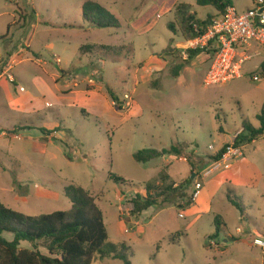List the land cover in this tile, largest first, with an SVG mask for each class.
<instances>
[{
	"label": "rangeland",
	"instance_id": "obj_1",
	"mask_svg": "<svg viewBox=\"0 0 264 264\" xmlns=\"http://www.w3.org/2000/svg\"><path fill=\"white\" fill-rule=\"evenodd\" d=\"M85 1L0 0V80L6 89V95L0 96L4 102L0 118L8 127L0 129L5 131L0 137V204L31 216L69 211L72 204L64 189L75 184L96 198L109 242H125L131 248L132 264H261L263 255L247 233L254 222H264V136L246 144L244 157L235 160L240 162L239 184H223L205 200L202 213L198 208L186 209L181 216L183 211L177 205L182 201H177L153 207L139 218L128 215L135 192L146 196L145 184L168 172V156L138 163L135 153L143 149L161 152L181 143L186 162H175L173 179L185 180L193 173L195 183L212 162L208 158L230 145L226 142L243 130L245 122L259 127L264 79L253 82L252 76L261 59L244 66L242 79L207 87L204 80L210 64L204 52L174 78L172 70L183 60L177 45L184 41L168 29L175 21V9L169 13L162 7L175 1L192 5L199 20L216 15L214 8L200 7L197 0H97L121 22V29L102 30L84 22ZM232 1L238 13L252 8L254 2ZM253 46L254 51L264 52L263 47ZM99 47L120 48V52L101 51ZM27 56H33L32 60H23ZM7 65L12 69L8 73ZM62 69L78 75V88L68 84V78L60 79L56 86L54 77ZM65 86L77 93H101L85 106L92 116L76 107L74 96L58 92ZM18 87L25 93H19ZM108 89L118 97L117 105L103 98ZM127 95L131 100L125 99ZM20 96L26 100L33 97L34 105L37 101V107L44 108L42 114L48 120L55 122L62 116L67 140H60L57 131L61 129L56 128L44 134L51 138L39 140L47 146L45 153L35 146L27 150L42 134L21 133V129L34 128L24 127L20 118H7L13 114L9 102ZM46 101L51 106L45 107ZM16 123L20 124L13 126ZM112 174L124 182L111 180ZM173 179L171 182L177 183ZM228 195L237 198L243 214ZM217 216L223 218L225 226L213 238ZM5 237L13 239L12 235ZM211 240L217 246H211ZM22 246L28 248L29 244ZM93 264L123 262L97 256Z\"/></svg>",
	"mask_w": 264,
	"mask_h": 264
},
{
	"label": "trees",
	"instance_id": "obj_2",
	"mask_svg": "<svg viewBox=\"0 0 264 264\" xmlns=\"http://www.w3.org/2000/svg\"><path fill=\"white\" fill-rule=\"evenodd\" d=\"M200 7H212L217 14L208 16L206 20L196 18L193 6L185 3L175 7L176 18L168 24L169 31L179 35L183 41L194 40L205 33L208 26L216 18L226 14L228 8L234 7L232 0H197ZM84 22L98 29H121L119 18L113 15L104 5L97 0L85 1L82 5ZM195 26L198 31L195 30ZM75 27V26H74ZM172 47V46H170ZM101 51L119 53L120 48L99 47ZM83 53V50H80ZM181 57L182 53L179 52ZM204 53L203 50H190L188 58L182 59L173 70V77L179 78L182 71L197 57ZM111 100L117 105L118 97L108 89ZM120 109V108H119ZM259 127L255 128L250 122H245L243 130L234 141L236 146H244L264 136V107L257 116ZM44 132V130H41ZM184 147L181 143L173 144L170 150L157 151L143 149L133 155L138 163H150L160 157L174 156L176 159L185 157ZM225 148L216 155L209 157L210 161L219 160ZM194 168V165H192ZM191 176L180 184L171 182L168 172H161L157 178L146 183V196L137 193L132 200V216L139 218L144 212L153 207H161L169 203L182 201L177 207L185 211L195 202L189 189L193 184ZM116 183L124 179L113 174L110 177ZM65 197L71 202L69 211H58L52 214L37 216L25 215L14 211L4 204H0V264H93L95 257L100 259L120 260L123 264H132L131 248L124 242L115 245L109 242V235L104 222V216L96 203V198L84 188L70 184L64 189ZM231 204L242 214L243 206L237 198L228 195ZM215 233L211 236L218 237L222 231L224 221L221 216L214 220ZM12 235L8 240L5 235ZM28 243L29 247L22 245Z\"/></svg>",
	"mask_w": 264,
	"mask_h": 264
},
{
	"label": "built area",
	"instance_id": "obj_3",
	"mask_svg": "<svg viewBox=\"0 0 264 264\" xmlns=\"http://www.w3.org/2000/svg\"><path fill=\"white\" fill-rule=\"evenodd\" d=\"M195 30L198 31L196 26ZM253 44L264 48V0H254L252 8L243 13H238L235 7L228 8L224 16L213 20L204 34L194 40L179 43L177 49L182 53L184 60L188 58L190 50L200 49L207 53L210 67L204 84L207 87H219L242 79L245 75L244 66L256 58H260L261 61L257 73L252 76V81L259 82L264 79V52L254 51ZM11 70L7 65L6 72ZM125 99L131 100L128 95ZM210 150L215 151V148L211 146ZM242 157L243 146H236L234 143L226 146L222 157L208 164L196 177L193 199L195 201L198 199L207 179L218 172L230 169L232 163ZM131 206L128 215L132 216V203ZM211 246H217L214 240H211ZM253 246L258 248L264 257V237H254Z\"/></svg>",
	"mask_w": 264,
	"mask_h": 264
},
{
	"label": "crops",
	"instance_id": "obj_4",
	"mask_svg": "<svg viewBox=\"0 0 264 264\" xmlns=\"http://www.w3.org/2000/svg\"><path fill=\"white\" fill-rule=\"evenodd\" d=\"M178 4H177V1H175L173 4H171V5H164V7H162V9L164 10V12H172L174 9H175V7L177 6ZM193 9H194V6H193ZM35 55H37L36 53H34ZM15 55V54H14ZM14 55H11V57H10V59L12 58H14ZM27 55H29V53L27 54ZM37 56H40V55H37ZM36 56V57H37ZM31 57H33V56H27L25 59H23V60H32V58ZM201 56H199L198 58H200ZM208 57V56H207ZM1 57H0V61H1ZM207 59H209V57L207 58ZM209 61V60H208ZM78 62H80V60H78ZM82 62H83V60H82ZM209 64H210V61L208 62ZM3 67V66H2ZM73 67V66H72ZM71 67V68H72ZM4 68V67H3ZM70 70V69H69ZM69 70H67V69H62L61 70V74L60 75H57V76H55L54 77V79H55V81H56V86L58 85V83H59V80L60 79H64V78H68V84H70L73 88H78L79 87V82H77L76 81V79H78V75L76 76V75H74V74H68V72H69ZM150 71H151V69L149 68L148 70H147V73H150ZM184 72V71H183ZM70 80H71V82H70ZM138 82L139 81H137V84H138ZM91 83L93 84V83H95L94 81H91ZM2 84V82H1V80H0V86H2V87H0V96L1 95H3V97L6 95V89H5V86H3V85H1ZM67 84V85H68ZM71 86H69V87H67V86H65V87H63L62 89L61 88H58L57 90H58V92L59 93H61V94H63L64 95V97H72V96H74L75 97V99H76V107H77V105H79L78 107H80L81 108V110H84V111H86V113H89L86 109H85V106H87V104L91 101V100H95L96 98H98V96L101 94V93H99V92H97V93H92L91 91H83V92H79V93H77V92H75V91H71L70 90V88H71ZM134 91H136V90H134ZM18 92L19 93H25V91L24 90H22V88H20V87H18ZM108 94V93H107ZM107 94H105V95H102L103 96V98H105L109 103H110V105L112 104V105H114V102L111 100V98H110V96H109V94L107 95ZM134 94H135V92H134ZM109 96V97H108ZM3 97L0 99V110H4V107H3ZM109 98H110V100H109ZM8 100V99H7ZM6 100V101H7ZM34 98L33 97H30V98H28L27 100L25 99V98H23V97H18L17 99H14V100H12V101H10L9 102V105H10V110H11V112H13V114L12 113H9L7 116V118H11L12 116H13V118H20V122L21 123H24V127H33L34 129H21L20 130V132L22 133V131H31V132H39V133H41L42 134V136L41 137H36V140L37 141H35L36 143H33L32 142V144H29V146H27V150H31L32 149V147H34L35 146V149L36 150H38V151H40V153L41 154H43V153H45L46 152V147L47 146H43L42 144H39V140H44V139H46L47 140V138H51L50 136H45V135H47V134H49V133H51V132H53L52 130H54V129H61L60 131H57V133H58V136H59V138H60V140H67V134L65 133V132H63L62 131V129H63V124H64V121L62 120V116H60V115H58L59 117H61V118H59V119H57V121H52V119L51 120H48V117H47V115L46 114H42L43 113V111H44V108H41V107H37V101H36V104L34 105ZM85 104V105H84ZM44 105H45V107H49V106H51L50 105V103L49 102H45L44 103ZM74 105V104H73ZM70 106H72V105H70ZM26 114V115H24V114ZM91 113H89V115H90ZM90 116H92V115H90ZM35 119H37L36 120V122L39 124V125H34V123H35ZM64 119V118H63ZM37 123H35V124H37ZM18 124H20V123H16V124H14L13 126H17ZM30 125V126H29ZM1 127H3L4 129H7L8 127H6V126H4V125H2V123H1V118H0V129H1ZM41 130H44V132L43 131H41ZM55 131V132H56ZM242 132V129H241V131H239V133H241ZM5 133V131H1L0 130V137L3 135ZM238 133V134H239ZM45 134V135H44ZM238 134H236L235 136H234V138L230 141V142H226L227 144H233L234 143V141H235V138L237 137V135ZM51 142H53V141H50L49 143H51ZM174 144V143H173ZM176 144V143H175ZM245 147V145L243 146V148ZM42 148V149H41ZM220 150H216V154L219 152ZM212 154V155H216V154ZM10 156H12L13 157V159L14 160H17V161H20V159L17 157V156H15V155H13L12 153H8ZM167 161V163L165 164V166L168 168V172H169V175L171 176V179H173V173H172V170H173V168L175 167L174 165H175V162L176 161H185L186 162V160L184 159V158H180V159H176L175 157H171V156H168V159L166 160ZM153 162V161H152ZM192 173V168L190 169V173H189V175ZM188 175V176H189ZM191 176V175H190ZM189 178V177H188ZM192 178H195V176H193ZM240 178H241V176H240V162H233L232 163V166H231V168L230 169H228V170H223V171H221L218 175H216V176H214L213 178H209L210 180L208 181V182H205V185H204V188H203V190H202V192H201V194H200V196L198 197V199L195 201V203L193 204V206H191L189 209H188V212H191V211H193L195 208H198V209H200V212L202 213L203 212V210H205L204 208H205V200L207 199V198H212L213 197V195L217 192V190L218 189H220V187L223 185V184H225V183H233V184H239V182H240ZM174 180V179H173ZM185 180H187V179H185ZM185 180H180V181H175V182H177L176 184L178 185V184H180V183H182V182H184ZM194 182V181H193ZM194 184V183H193ZM141 191L143 192L144 190H143V188L141 189ZM135 193H138V192H135ZM262 197L264 198V195H262ZM186 211V210H185ZM185 211H183V216H184V213H185ZM223 219V218H222ZM224 221V220H223ZM224 225H225V222H224ZM136 226L138 227V228H141V225H139L138 223H136ZM238 230H240V229H238ZM241 231V230H240ZM138 233H140V230H138ZM238 233H239V231H238ZM243 232L241 231V233H239V234H242ZM247 236L251 239V238H254V237H256V236H263L264 237V222L262 221V222H254L252 225H251V228H250V230L248 231V233H247ZM230 241H234V239H231ZM228 241H225V243H227ZM261 252V251H260ZM261 264H264V259H263V256H262V258H261Z\"/></svg>",
	"mask_w": 264,
	"mask_h": 264
}]
</instances>
